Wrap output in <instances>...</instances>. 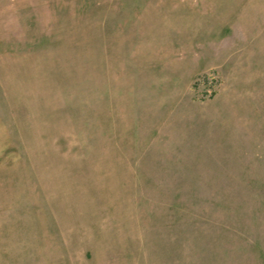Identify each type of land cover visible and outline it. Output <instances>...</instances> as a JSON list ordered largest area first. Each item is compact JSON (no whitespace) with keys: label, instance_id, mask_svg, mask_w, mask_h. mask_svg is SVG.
Returning <instances> with one entry per match:
<instances>
[{"label":"rangeland","instance_id":"374dc122","mask_svg":"<svg viewBox=\"0 0 264 264\" xmlns=\"http://www.w3.org/2000/svg\"><path fill=\"white\" fill-rule=\"evenodd\" d=\"M0 264H264V0H0Z\"/></svg>","mask_w":264,"mask_h":264}]
</instances>
